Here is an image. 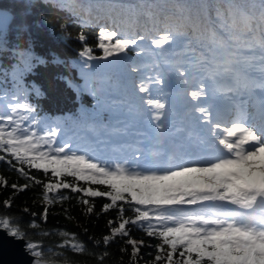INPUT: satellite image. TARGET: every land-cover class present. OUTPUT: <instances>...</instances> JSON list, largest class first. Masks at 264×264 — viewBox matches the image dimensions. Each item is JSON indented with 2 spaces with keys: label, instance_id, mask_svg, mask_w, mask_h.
<instances>
[{
  "label": "snow or ice",
  "instance_id": "obj_1",
  "mask_svg": "<svg viewBox=\"0 0 264 264\" xmlns=\"http://www.w3.org/2000/svg\"><path fill=\"white\" fill-rule=\"evenodd\" d=\"M114 7L13 0L0 9V164L18 177L0 173V234L22 245L27 264H107L113 246L127 264H264V98L249 111L256 90L264 97V0L204 3L203 21L183 5L162 19L145 6L150 23ZM58 12L80 26L75 37ZM45 28L79 42L77 59L38 52ZM49 65L94 101L71 127L31 102L45 91L26 80ZM34 188L42 212L17 208ZM73 199L83 217H108L104 234L43 228L52 206L76 220L63 207Z\"/></svg>",
  "mask_w": 264,
  "mask_h": 264
},
{
  "label": "trees",
  "instance_id": "obj_2",
  "mask_svg": "<svg viewBox=\"0 0 264 264\" xmlns=\"http://www.w3.org/2000/svg\"><path fill=\"white\" fill-rule=\"evenodd\" d=\"M73 3L79 5L81 3H85L86 0H72ZM112 4L115 5L113 8V15L117 16H126V9L128 7H132L137 11V20L139 23H150L148 17L146 16V7L147 5H156L152 11L154 13H159L160 18H163L164 14H173L176 12V5H183L187 10L188 14L195 17L197 14L201 15V19L203 21V14L200 5L204 3L212 4L215 3L216 0H111ZM13 5V0H0V8L8 9ZM123 6V7H121ZM175 9V11H173ZM53 9L51 8H40L39 12H42L46 15L52 14ZM57 15L61 16L62 22L68 24V32L71 36L75 37L77 33L81 30L80 26L76 23H73L71 18L64 12H58ZM211 17H215V12H210ZM35 20H39L40 16L37 14L34 17ZM85 33L89 36V43H93L96 29L94 25L85 26ZM81 45L76 40H70L65 43L62 40L57 38L56 34H50L47 28L43 29L39 33V42L37 44V51L40 53H46L49 50L56 51L62 58L72 61L77 59V51L80 49ZM99 55V52L96 53ZM5 63H9V61H5ZM68 69L64 67H57L49 65L47 68H40L37 70L36 76H30L27 78L26 82H30L35 80L36 83L41 85L42 89L45 91V95L43 97H31V102L36 104L39 108L41 116H49L51 118H55L59 120L62 124H66V126L71 127L72 121L74 118H78L82 115V109L88 108L90 109L94 104V101L87 95H82L77 97L75 93L71 92L64 88L63 84L56 79V76L59 74L68 73ZM71 74L75 77L76 70L72 69ZM79 82V81H78ZM3 87V85H0ZM7 87L10 89L11 84L9 83ZM0 173L6 175L10 180L17 181L18 177L15 173L9 172L5 165L0 164ZM18 182L23 183L22 180ZM4 196H8L11 194L10 190L2 193ZM39 189L34 188L29 190L26 193H23L16 200L17 208L23 204H27L32 208L33 211L42 212V207L39 202L33 203L34 200L39 196ZM104 203L103 200L97 199L96 206L97 209ZM63 207L69 208L72 215L77 217L76 220L69 221L65 219L62 214L60 206H52L51 214L49 215L48 222L46 225H42L45 230L52 229H62V230H71L75 232H80L82 235V228L77 227L79 225H87L88 226V234H95L96 236H100L105 233V224L107 220V216L101 217L99 220L95 218H85L81 213V207L77 204L76 200L73 199L69 202H66ZM130 214V213H129ZM109 215H114V213H110ZM135 232V230H134ZM137 236L142 235L139 232L135 233ZM59 236H51L45 238L46 244H54L59 241ZM154 243V241H153ZM144 258L148 259L147 253L150 251L149 249H144ZM110 257L108 258L107 264H120V261L123 260L124 264H127V256L120 253L119 246H113L110 248ZM67 255L71 256L70 253ZM143 264V261L141 262Z\"/></svg>",
  "mask_w": 264,
  "mask_h": 264
},
{
  "label": "water",
  "instance_id": "obj_3",
  "mask_svg": "<svg viewBox=\"0 0 264 264\" xmlns=\"http://www.w3.org/2000/svg\"><path fill=\"white\" fill-rule=\"evenodd\" d=\"M27 261L22 245L0 234V264H27Z\"/></svg>",
  "mask_w": 264,
  "mask_h": 264
},
{
  "label": "bare ground",
  "instance_id": "obj_4",
  "mask_svg": "<svg viewBox=\"0 0 264 264\" xmlns=\"http://www.w3.org/2000/svg\"><path fill=\"white\" fill-rule=\"evenodd\" d=\"M244 99H248L247 97H244ZM261 99V97L258 96V92L256 90L255 92V97H254V101H249V111H251V103L255 102V101H259Z\"/></svg>",
  "mask_w": 264,
  "mask_h": 264
},
{
  "label": "rangeland",
  "instance_id": "obj_5",
  "mask_svg": "<svg viewBox=\"0 0 264 264\" xmlns=\"http://www.w3.org/2000/svg\"><path fill=\"white\" fill-rule=\"evenodd\" d=\"M173 11H175V9H173ZM257 92H258V96H259V97H262V94L260 93V91L257 90Z\"/></svg>",
  "mask_w": 264,
  "mask_h": 264
}]
</instances>
